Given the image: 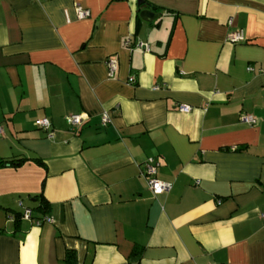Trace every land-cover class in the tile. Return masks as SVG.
Returning a JSON list of instances; mask_svg holds the SVG:
<instances>
[{"label":"crops","instance_id":"1","mask_svg":"<svg viewBox=\"0 0 264 264\" xmlns=\"http://www.w3.org/2000/svg\"><path fill=\"white\" fill-rule=\"evenodd\" d=\"M260 68L264 0H0V264H264Z\"/></svg>","mask_w":264,"mask_h":264},{"label":"built area","instance_id":"2","mask_svg":"<svg viewBox=\"0 0 264 264\" xmlns=\"http://www.w3.org/2000/svg\"><path fill=\"white\" fill-rule=\"evenodd\" d=\"M75 14L77 19L79 20H83L86 18H89L90 13L88 10H85L83 8H81L80 6H76L75 7ZM231 21H229L228 23L230 24ZM227 40L231 43V44H238V43H242L244 42V36L243 33L241 31H235L232 32L228 35ZM125 46L130 47L133 46L134 48L140 49L144 52H148L149 51V47L147 44L142 43V42H137L135 44H131L130 41H126L125 42ZM106 67H107V76L109 79H113L115 76V73L117 72V68H118V64L117 61L113 58L108 59L106 61ZM248 72L254 73V69L252 67H248L247 68ZM257 74L259 76H261L262 78H264V69L260 68L257 70ZM134 81V79L132 77H130L128 79L129 83H132ZM179 110L182 112H188L190 110V108L188 106H179ZM87 115L86 114H73V115H69L65 118L66 123L68 125L69 128L71 129H77L79 127H81L87 120ZM241 121L248 124V125H254L256 120L255 118H253L252 116L249 115H243L241 116ZM109 122V116L108 114L105 112L101 115V123L102 125H106ZM36 126L42 130L48 131V138L52 137V131H51V124L50 121L46 118L37 120L36 122ZM3 129L0 126V134H2ZM160 165V163L158 161H156L154 158H149L146 160V162L144 163V168L141 172V175L144 177L146 184L148 186V189L151 191V193L154 196H159L162 195L164 193H167L170 189H171V184L166 183V182H162L160 180H158L156 178V170L158 168V166ZM19 205H21V203H19ZM22 217L25 219H29V220H34L35 224L37 226H40L42 223L46 222V223H52V219L45 215L39 219H33L32 218V210L25 208L22 214ZM262 218V222L264 225V214L261 215Z\"/></svg>","mask_w":264,"mask_h":264},{"label":"trees","instance_id":"3","mask_svg":"<svg viewBox=\"0 0 264 264\" xmlns=\"http://www.w3.org/2000/svg\"><path fill=\"white\" fill-rule=\"evenodd\" d=\"M238 149H240V148H237V150ZM233 150H236V148L235 149H233ZM4 163V162H3ZM7 164H5V165H13V166H18L19 164H20V161H16V162H6ZM2 164V163H1ZM37 211H40L42 214H43V216L47 213V211H48V208H47V205H46V202L42 199V198H40V205H39V207L37 208ZM16 226H18V223H19V219H20V216L19 215H16ZM137 259H138V256H136V254H134L131 258H130V260H131V262H133L132 264H137Z\"/></svg>","mask_w":264,"mask_h":264},{"label":"water","instance_id":"4","mask_svg":"<svg viewBox=\"0 0 264 264\" xmlns=\"http://www.w3.org/2000/svg\"><path fill=\"white\" fill-rule=\"evenodd\" d=\"M153 15L152 11L144 10L140 12V17H148Z\"/></svg>","mask_w":264,"mask_h":264}]
</instances>
